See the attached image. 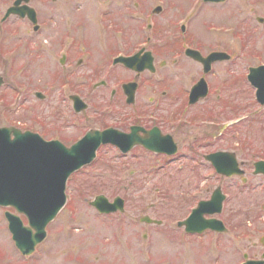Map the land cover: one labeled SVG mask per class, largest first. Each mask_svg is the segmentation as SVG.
<instances>
[{
    "label": "rangeland",
    "instance_id": "obj_1",
    "mask_svg": "<svg viewBox=\"0 0 264 264\" xmlns=\"http://www.w3.org/2000/svg\"><path fill=\"white\" fill-rule=\"evenodd\" d=\"M135 1L137 0H64L55 4L54 12L57 19H55L56 23L53 26H49L48 23V16L52 11L51 4L41 3L40 21H44L45 27L40 30V33L32 32L28 26L18 24L19 21L17 23L13 21L6 28L5 26L0 27V38L2 35L12 37L10 38L12 40L8 41L9 45L7 44L8 50L19 44V39L28 38L31 42L34 41L29 46L32 49L30 51L32 54L30 53L28 69L22 71H19V67L10 69L8 61L0 57V74L5 77L6 81L11 82L18 91L20 90L17 82L28 83L32 94L29 105L31 107L37 106L38 110L44 112L45 116L47 111H53V116L59 122L58 125H62L63 121L81 123L82 125L80 124L78 128L70 124L63 130V135L69 137L76 135L71 140L77 139L85 128L89 129L98 123H102L103 119L97 118L94 112L98 106H105L111 101L110 88L117 84L115 81L118 80V77H130L120 68L115 75L116 77L110 76L113 78L112 82L109 83L110 88L94 87L95 83L106 75L103 71L109 69L111 60H109L110 57H106L108 52L128 48L127 43L122 45L124 41L118 43L117 47L119 48H113L111 45L113 37L120 36L111 31L112 28L109 26L111 20H107V17L110 16L117 24L120 23L118 26L120 29H123L124 25L129 27L137 25L139 28L145 25L142 19L129 20L131 17L130 10H132ZM143 2L147 6V25L149 22H158L160 25L172 22L176 26V22L179 23L180 18L186 19V16L191 17L193 23L194 11L200 7L195 0H143ZM158 5L165 8L163 15L152 14V9ZM240 5V0H231L225 6L212 7L206 5L200 15L204 14L210 17V22L216 26L218 24L225 25L226 22L234 18L233 12L241 11V9H237ZM77 6H81V8L77 9ZM108 11L111 14L107 16L105 13ZM242 11L244 12L243 9ZM245 13L250 18V7H245ZM2 14L3 12L0 13V19ZM242 14L238 13V15ZM253 18V20H248L246 31H240L246 34L243 35L242 39L234 35L235 30L230 34L220 33L225 29L213 30L215 32L213 35L208 33L205 28L196 30V26L191 23L192 33L196 32L200 41L203 40L207 44L216 43L217 48H222L218 43L229 44L228 51L230 53H239L244 37H246L245 43H248L249 41L254 42L257 36L264 35V26L256 23V18ZM77 25L80 26V29H76ZM174 25L167 26L173 27ZM209 25L211 24L209 23ZM164 29L169 28L164 27ZM70 31L73 35L84 40L77 49L79 53L81 52L84 61V64L79 68L76 66L67 68L60 62V45L56 43L59 42L62 33ZM155 33L147 29V36H153ZM167 35H172V33L169 32ZM153 45L150 48V45L147 47L151 49ZM251 48L253 50H246L248 56L254 53V44ZM26 53L28 54V52ZM26 53L20 50L18 55L11 60L20 63L21 59L29 58ZM171 55L173 52L169 55L160 53L157 56V71L154 74L147 73V86L145 85L140 91L139 101L141 103L146 100V97L147 103H149V96L156 97V91L151 89L153 84L150 82H157V79H161L167 74L171 75V72L175 70L181 74V77L171 76L172 80L169 85L173 86L172 88L178 89L181 86H189L197 78L200 73L199 68L194 65H187L186 62L180 66H174L170 60ZM183 59L186 61V58ZM250 59L247 58L243 65L248 67L255 64V61ZM163 60L167 61L165 66L161 65ZM65 69H69L70 74L76 76L75 79L80 78L85 82L83 97L87 100L89 107L81 115L82 117L74 115L69 99H66V96L63 98L59 93V85L66 80ZM237 69L238 66L234 67V65L230 69L219 68L218 70L217 68L211 79L215 85L223 84L226 81V91L230 88L231 91L237 92L247 87L246 82L239 77L242 71ZM52 85L54 88H51ZM10 89L11 87L7 90L0 87V95L10 91ZM35 90H41L48 99H36L33 95ZM72 92L71 87L67 94L62 95H68ZM181 94L173 90L169 100L176 103L163 108L164 113L176 117L175 111L179 108L175 105L178 104L179 100L182 101ZM216 94L217 92L213 91L210 97L204 100L205 103L199 105L197 109L207 107L206 111L203 109L206 117H227L229 111L225 106L227 105L228 94L224 93V101L221 100L219 103L216 102L218 101ZM229 95L231 99L237 102L244 99L239 97V94ZM150 107L152 106H147V111ZM122 108L120 111H132L133 109L124 106ZM47 113L51 119V113ZM259 127L256 128L259 129ZM256 128L246 126L241 132L242 137L240 138L247 144V150H249L247 151L248 155H244V152L240 155L249 162L260 158L261 152H264L262 143L264 141L260 139L264 133L260 132V129L257 132ZM186 132L191 136L200 134L199 131L197 132V128ZM237 137L230 135L233 146L235 142L239 141ZM251 152L252 154L258 152V154L252 156ZM97 156L98 158L93 163L83 167L70 177L67 186L68 205L58 218L49 224L47 238L37 247L38 250L32 257H25L19 253L8 229V222L0 216V254L6 253L0 257V264H242L246 260L245 255L254 259L261 257L264 252V249L249 248L264 246V240H262L264 235V194L261 190L257 189L243 196V200L237 198L235 201L234 199L227 201L226 218L231 222L229 232L225 234L206 233L202 236L190 235L177 226V221L189 212L188 209L191 205H196L198 200L193 201L191 193L199 194V199L203 198L207 195L208 189L206 187L191 189L185 185V182L188 181L187 174L181 173V175L177 174L171 177L164 188L157 189L154 186L157 179L154 178L159 175L157 169L162 170V162L157 163L156 159L147 157L146 165L145 158L142 156L140 158H130L128 155L119 157L114 149L107 146L103 147ZM199 167L204 170L203 165ZM207 170L205 168V172ZM201 181L205 180L201 178ZM255 181L264 182L263 179H255ZM219 182L220 180L216 179L215 186ZM143 183L147 185L146 188L139 187ZM99 194L106 195L110 200L117 195L126 198L127 206L124 213L118 215L98 213L89 204V201ZM143 215H149L164 222L148 225L142 222ZM145 232L147 233L146 239L143 237ZM219 247L227 249H218ZM228 247L231 248L228 249ZM233 247H240L241 249H233Z\"/></svg>",
    "mask_w": 264,
    "mask_h": 264
},
{
    "label": "flooded vegetation",
    "instance_id": "obj_2",
    "mask_svg": "<svg viewBox=\"0 0 264 264\" xmlns=\"http://www.w3.org/2000/svg\"><path fill=\"white\" fill-rule=\"evenodd\" d=\"M61 1L64 0H0V13L3 12L0 19V27L5 26L6 28L13 21L16 23L19 21L18 24L28 26L34 33H40V30L45 27L44 21H40L41 3L51 4L52 11L48 16V23L49 26H53L56 23L55 19H57L54 12L55 4ZM230 1L231 0H195L200 7L194 11V22L192 23L191 17L188 18L186 16V19L180 18L179 23L176 22V26L172 22L162 25L158 22H153L154 24L149 22L147 25V6L144 5L143 0H137L134 2L132 10H130L131 17L129 18V20H136L137 18L142 19L145 22V25L141 26V28L137 25L133 27L124 25L125 27L120 29V27H118L120 23L117 24L112 17L108 16L111 14L110 11H108L105 14L108 16L107 20H111L109 25L112 28L111 31L115 32L117 36H120L117 38L113 37L111 45H113V48H119L117 47L118 43L124 41V44L122 45L127 43L128 48L108 52V56L106 57H110L109 60H111V64L109 65V69L103 71L106 75H104L100 81L98 80L94 87H109V83L112 82L120 68H122V71L126 72L130 77H118V80L115 81L117 84L111 88L109 87L112 93L111 101L105 106H98V109L94 112L97 118H100L101 120L103 119L102 123H98L96 126H92L89 129L85 128L77 139L71 140V138L76 135L70 137L68 135H63L64 128L70 126V124L71 126L78 128L81 123L63 121L62 125H58L59 122L56 120L55 116H53V111H47L51 113L50 119L47 112L45 113V116L44 112L39 111L37 106L31 107L29 105L32 94L30 93L31 88L28 83L17 82L18 89L20 90L18 91L11 82L6 81L5 77L0 74L2 77V85L0 87L5 90L11 87L10 91H6L4 94L0 95V126L15 127L23 131L30 130L41 135L46 140H58L67 146L78 141L90 130L97 129L99 131H104L113 129L114 131L112 132V135L116 144H103L100 146L98 152L103 147L107 146L114 149L119 157L128 155L130 158H140L142 156L145 158L146 165L147 157L150 159H156L157 163L162 162L163 165H161V167L163 168L162 170L159 168L157 169L159 175L154 178L157 179V182H155L154 185L157 189L164 188V185L169 182L171 177H174L177 174L181 175V173L187 174L188 181L185 182V185L191 187V189H202L206 187L208 190L207 195L200 199L199 194L191 193L192 200L198 201H196V205H191L189 208L190 210L188 209L189 212L187 211L188 213L185 216L183 215L178 221L185 220L200 202L210 201L211 199L217 202L221 199V196H223L221 212L207 213L208 210H216L218 205L215 203L208 208L205 207L206 212L204 218L205 220H221L227 228V232H229L231 230V222L226 218L227 201L233 199L235 201L237 198H240L238 200H243V196L250 194L257 189L261 190L264 194V182L255 181V179H263L264 181V174L257 173L255 168L256 162L264 160V152H261L262 155H260V158H257L252 162H249L240 155L242 152H244V155L247 154V151L249 150H247V144L240 138L242 137L241 132L244 127L248 126L256 128L261 125V127H259L260 132L264 133V88H260L261 95H259V99H257V87L253 86L248 81L249 71L254 67L261 68V82L264 80V35L257 36L254 42L249 41L248 43H245L246 37H244V41H242V44L240 45L241 52L230 53L228 51L229 44L218 43L222 48H217L216 43L210 45L203 40L200 41L196 32L192 33V24L196 26V30L205 28L208 33H212L213 35L215 33L213 30H221V28L226 29L227 31H230V29H234L235 31L239 30V32H235L234 35L239 36L240 39H242L243 35H246L240 31H246L248 20H253V17L256 18V23L264 26V0H240L241 5L237 9H241V11L238 10L237 12H233L234 18L232 20L230 19L229 22H226L230 24H218L217 26L220 28L214 25V23H211V19L207 15H200L202 9H204L206 5L212 7L225 6L229 4ZM246 6L250 7V18H248L245 13ZM76 8L80 9L81 6H77ZM154 9L155 7L152 9V14H164L163 12L165 11V8L162 5L158 8L159 13L155 12ZM238 13L243 14L238 15ZM258 13H260V15H258ZM261 14L263 15L261 16ZM69 23H71V21H69ZM209 23L211 25H209ZM170 24L174 26L168 27L167 25ZM164 27L169 29H164ZM76 29H80V26L77 25ZM147 29L156 33L153 36H147ZM226 30L221 31L220 33H231ZM169 32L172 33V35H167ZM10 38L4 35L0 38V57H3L4 60L8 61L10 69L16 67L20 68L19 71L28 69L30 53L32 54V52H30L32 49L29 46H31L34 41L31 42L28 38L19 39V44L8 50V41L12 40ZM83 42L84 40L82 38L73 35L71 31L60 35L59 42L56 44L60 45V62L64 67L70 68L76 66V68H79L84 64L83 57H81L82 54L77 50L79 49L78 45H82ZM152 44H154L153 47L149 49ZM253 44L255 47L254 53L248 56L246 50H253L251 48ZM147 45H150L149 48ZM20 50L23 53L28 52V54H26L29 58L21 59L20 63L16 60H11L18 55ZM148 50L153 54L155 65L154 70L147 69ZM188 51L197 52L204 58L217 52L220 54H218L217 58L210 59L207 64H204L201 60L195 58L190 52L188 54ZM168 52H173L170 60H172L171 63L174 66H180L183 62H186L187 65H194L196 68H199L200 73L189 86H181L178 87V89L172 88L173 86L169 85L172 80L171 76L175 78L181 77V74L176 70L171 72V75L167 74L161 79H157V82H150V84H153L151 85V89L156 91V97L149 96V103H147L146 97V100L141 103L139 101V96L141 89L145 85L147 86V73H156L157 56L160 53H166L169 55ZM119 57H131L133 68L125 66L122 62H115ZM214 57H216V55ZM183 58H186V61ZM247 58H251L250 60L255 61V64L249 65L248 67L243 65ZM166 60H163L161 65L165 66L167 64ZM232 65H234V67L238 66V69L242 71L239 77H241L247 84V87H244L237 92L234 90L231 91L230 88L226 91V81H224L223 84L215 85L211 79V76L215 74L217 68L218 70L219 68L230 69L232 68ZM64 73L67 74V76L66 80L59 85V93L63 98L66 96V99H69L68 101L70 102L71 108L74 110V115L76 117H82L81 115L84 114L85 110L77 111L75 101L79 99L87 102L83 97L85 82L80 78V80L75 79L76 76L74 77L71 75L69 69H65ZM111 75L113 78L110 77ZM184 78L185 77L183 76V79ZM71 87L73 90L72 93L62 95L67 94L68 89ZM169 87H171V89H169ZM51 88H54V85H52ZM173 90L182 93V101L179 100L178 104L175 105L179 108L175 111L176 117L163 112V108L170 107L172 104L176 103L169 100L171 99L170 95L173 93ZM213 91L217 92L216 100L218 101L216 102L218 103L221 100L224 101V93L228 94V97L226 98L227 105L225 106L229 111L227 117H206L204 116V113L207 107L203 108L205 111L200 108L197 109L199 105L205 103L204 100L210 97ZM229 94H239V97L244 99L241 102H237L231 99ZM33 95L38 100L48 99L41 90H35ZM123 106L133 109L132 111H120V109H123ZM147 106H152L149 111H147ZM205 106L206 104L204 107ZM194 128H197V132L199 131L200 134L197 133L194 136H191L186 132ZM259 129L256 128L257 132ZM231 134L235 137L238 136L237 139L239 141L235 142L234 146L230 141ZM260 139L264 141V135H262ZM262 143L264 145V142ZM214 154H223V159L217 163L221 169L226 170L228 173H218L215 161L213 162V160H209V162L206 160L207 156ZM250 154H252V152ZM257 154L258 152H253L252 156ZM231 156L235 158V161L231 160ZM201 165H203L204 170L200 169L199 166ZM205 168L208 169L207 172H205ZM201 178L206 182L201 181ZM216 179L220 180L217 186H215ZM139 187L146 188L147 185L143 183ZM126 206L127 199L125 198V208ZM0 209L5 216L7 209L1 207ZM114 214L118 215L120 213ZM162 222L164 221L162 220ZM179 228L186 232L184 226ZM186 233L190 234L188 232ZM206 233L214 234L217 232L208 229L202 233H194L190 235L202 236ZM217 234L225 233L218 232ZM143 237H147L146 232L143 234ZM262 237H264V235ZM230 248L231 247H228V249ZM249 248L264 249V246H252ZM218 249L227 248L219 247ZM233 249L241 248L233 247ZM19 253L23 256L21 252ZM4 255H6V253H1L0 257Z\"/></svg>",
    "mask_w": 264,
    "mask_h": 264
},
{
    "label": "water",
    "instance_id": "obj_3",
    "mask_svg": "<svg viewBox=\"0 0 264 264\" xmlns=\"http://www.w3.org/2000/svg\"><path fill=\"white\" fill-rule=\"evenodd\" d=\"M190 53L200 58L199 54ZM218 54L215 53L211 59L215 55L217 58ZM151 60L152 58H147V66L150 68ZM249 78L254 85H258L254 74H250ZM26 137L28 136L24 134L23 138L16 140L0 138V175L3 174L5 178L0 179V202L12 204L27 214L30 224L37 231L30 234L12 229L16 244L24 253L30 252L43 240L47 223L64 205L68 176L82 165L91 162L102 142H114L110 134L105 136L97 132L89 133L71 149H62L64 154L61 155L55 152L56 144L40 141L38 146L31 137ZM263 166L264 163L257 164L262 170ZM92 203L103 211H111L117 206L122 207L123 200L117 198L115 203L110 204L113 206L111 209L106 208L109 203L104 196L98 197ZM145 220L152 221L149 217ZM263 263V260H257L247 261L245 264Z\"/></svg>",
    "mask_w": 264,
    "mask_h": 264
}]
</instances>
